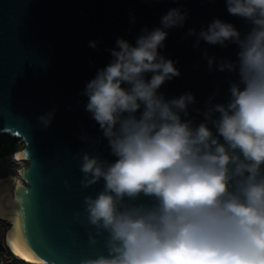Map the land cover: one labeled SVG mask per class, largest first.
<instances>
[{"label": "clouds", "instance_id": "9594fccd", "mask_svg": "<svg viewBox=\"0 0 264 264\" xmlns=\"http://www.w3.org/2000/svg\"><path fill=\"white\" fill-rule=\"evenodd\" d=\"M225 3L251 29L242 37L217 18L199 32L197 47L200 40L238 45V63L222 61L219 70H238L239 83L198 125L181 115L195 103L192 93L166 100L158 91L181 74L159 53L166 29L184 25L179 8L162 16L161 27L145 28L135 45L118 38L112 61L87 83L86 110L116 159L82 157L83 187L104 181L84 199L97 230L90 243L106 236L104 252L79 264H264V0ZM214 64L209 57L210 70ZM52 116L39 119L47 126ZM141 195L151 202L135 203Z\"/></svg>", "mask_w": 264, "mask_h": 264}, {"label": "water", "instance_id": "95a60500", "mask_svg": "<svg viewBox=\"0 0 264 264\" xmlns=\"http://www.w3.org/2000/svg\"><path fill=\"white\" fill-rule=\"evenodd\" d=\"M173 8L187 13L186 20L166 29L159 53L181 74L158 91L166 100L192 93L195 103L181 115L198 125L207 108L226 104L231 84L239 83L238 70H219L222 61L238 63V45L200 40L197 47L199 32L217 18L242 37L251 29L228 13L225 0H0V136L21 143L17 157L25 162L15 180L0 179V219L35 264H79L104 252L106 234L90 243L97 230L84 212L85 197H95L104 181L83 187L81 162L84 154L108 162L116 157L86 110L85 88L112 61L118 38L135 45ZM190 29L195 34L188 35ZM209 57L215 58L211 70ZM47 113L53 116L45 126L39 118ZM150 202L143 195L135 201Z\"/></svg>", "mask_w": 264, "mask_h": 264}, {"label": "built area", "instance_id": "2783aa9c", "mask_svg": "<svg viewBox=\"0 0 264 264\" xmlns=\"http://www.w3.org/2000/svg\"><path fill=\"white\" fill-rule=\"evenodd\" d=\"M14 143L21 145L19 141H15ZM18 150L10 154L0 155V179L11 177L15 180L18 177L17 170L25 164L22 159H17ZM8 230L9 224L0 219V264H29L17 256L9 246L7 241Z\"/></svg>", "mask_w": 264, "mask_h": 264}, {"label": "rangeland", "instance_id": "374dc122", "mask_svg": "<svg viewBox=\"0 0 264 264\" xmlns=\"http://www.w3.org/2000/svg\"><path fill=\"white\" fill-rule=\"evenodd\" d=\"M20 148V144L14 143V141L7 136H0V155L10 154Z\"/></svg>", "mask_w": 264, "mask_h": 264}, {"label": "bare ground", "instance_id": "6f19581e", "mask_svg": "<svg viewBox=\"0 0 264 264\" xmlns=\"http://www.w3.org/2000/svg\"><path fill=\"white\" fill-rule=\"evenodd\" d=\"M7 241H8L9 246L14 251V253H16L17 256H19L20 258L24 259L25 261L29 263L35 264V262L11 239L8 233H7ZM13 243H15V249L13 248ZM18 252L20 254H18Z\"/></svg>", "mask_w": 264, "mask_h": 264}, {"label": "snow or ice", "instance_id": "6c2138e0", "mask_svg": "<svg viewBox=\"0 0 264 264\" xmlns=\"http://www.w3.org/2000/svg\"><path fill=\"white\" fill-rule=\"evenodd\" d=\"M19 158H20V157H17V159H19ZM24 235H25V234H24ZM25 237H26V236H25ZM26 242L29 244V247H31L28 238H26ZM13 248L15 249V243H13ZM18 254H20V253L18 252Z\"/></svg>", "mask_w": 264, "mask_h": 264}]
</instances>
